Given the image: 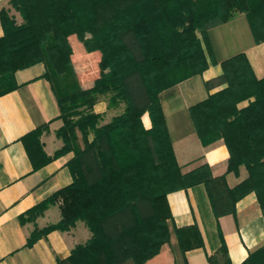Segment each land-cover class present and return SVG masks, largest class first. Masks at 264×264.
I'll return each instance as SVG.
<instances>
[{
    "label": "trees",
    "instance_id": "obj_1",
    "mask_svg": "<svg viewBox=\"0 0 264 264\" xmlns=\"http://www.w3.org/2000/svg\"><path fill=\"white\" fill-rule=\"evenodd\" d=\"M17 23L0 9V95L17 87V69L43 63L59 108L63 145L54 156L73 152L72 182L21 215L33 221L58 203L60 219L31 231L32 244L50 230H66L81 220L90 238L72 250L78 264H143L169 240V190L203 183L216 217L233 213L249 191L264 207V76L256 77L244 53L222 62L223 72L207 86L226 84L189 107L203 142L222 138L226 172L247 177L229 187L225 173L203 166L181 173L167 133L160 93L205 66L197 31L244 12L255 42L264 40V0H8ZM89 33V37H85ZM76 34L87 51L98 50L109 70L90 88L79 84L67 37ZM123 109L100 124L93 105L101 94ZM244 106H239L242 101ZM148 112L151 127H143ZM46 128H37L33 134ZM91 138L89 139V136ZM49 159V157L47 158ZM206 168V167H205ZM182 250L198 246L195 227L176 229ZM224 250V247H222ZM62 263L58 261L57 264ZM241 264H264V246Z\"/></svg>",
    "mask_w": 264,
    "mask_h": 264
},
{
    "label": "crops",
    "instance_id": "obj_2",
    "mask_svg": "<svg viewBox=\"0 0 264 264\" xmlns=\"http://www.w3.org/2000/svg\"><path fill=\"white\" fill-rule=\"evenodd\" d=\"M3 7L10 10L8 0H0V9ZM196 34L205 66L160 93L166 129L181 173L203 166L204 172L212 176L225 173L227 185L234 187L247 177L246 168L240 166L238 174L226 172L228 151L223 139L203 142L195 131L189 107L226 86H207V82L220 76L222 62L238 53L246 55L256 77H263L264 40L254 41L248 19L241 11ZM91 57L94 70H98L100 54L93 52ZM44 71L43 63L17 69V87L0 95V264H78L77 257L71 260L72 250L91 236L83 221L77 220L69 229L50 230L27 244L35 227L42 229L60 219L58 203L48 204L33 221L19 220L73 180L68 167L73 152L54 156L63 145L56 135L62 120ZM246 103L242 101L239 106ZM123 106L109 102V94H101L93 111L101 115L100 124H104ZM141 121L145 129L151 127L148 112L142 114ZM43 125L46 128L39 135L33 134ZM166 199L171 215L166 220L169 240L143 264H241L251 252L264 246V207L253 191L237 199L233 213L218 217L203 183L169 190ZM188 227L197 229L195 241L200 244L182 250L176 229Z\"/></svg>",
    "mask_w": 264,
    "mask_h": 264
},
{
    "label": "rangeland",
    "instance_id": "obj_3",
    "mask_svg": "<svg viewBox=\"0 0 264 264\" xmlns=\"http://www.w3.org/2000/svg\"><path fill=\"white\" fill-rule=\"evenodd\" d=\"M8 4L10 6V10L7 8L6 9L8 10L9 15L14 17L17 23H20L22 21V18L20 16L19 12L16 11L11 6L10 3H8ZM235 12H238V11L234 9L231 11L230 14L231 15L235 14ZM84 36L89 37L90 34L85 33ZM67 40H68V43L70 44V47L72 50V53L70 55V60H71V63L74 67V70L76 72L77 78L79 80V84L83 88H90L93 85L94 80L96 78L100 77L101 75H103L104 73H106L109 70L108 65L106 62L101 60L100 51H98V50L87 51L85 49L83 43L77 38L76 34H70L67 37ZM93 52H97L100 54V57H99L100 66H99L98 70H94L95 64H94L93 58L91 57V54H93ZM85 55H86V57H84V58L81 57V56H85ZM83 59H84V61H83ZM104 94H106V93H104Z\"/></svg>",
    "mask_w": 264,
    "mask_h": 264
}]
</instances>
